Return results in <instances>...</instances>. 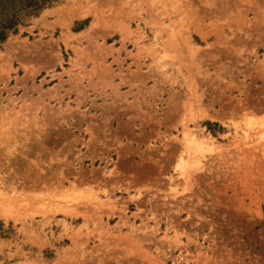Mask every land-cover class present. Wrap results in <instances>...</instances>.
<instances>
[{
  "label": "rangeland",
  "instance_id": "obj_1",
  "mask_svg": "<svg viewBox=\"0 0 264 264\" xmlns=\"http://www.w3.org/2000/svg\"><path fill=\"white\" fill-rule=\"evenodd\" d=\"M0 264H264V0L25 15L0 43Z\"/></svg>",
  "mask_w": 264,
  "mask_h": 264
},
{
  "label": "trees",
  "instance_id": "obj_2",
  "mask_svg": "<svg viewBox=\"0 0 264 264\" xmlns=\"http://www.w3.org/2000/svg\"><path fill=\"white\" fill-rule=\"evenodd\" d=\"M55 0H0V43L15 31L25 15L38 11Z\"/></svg>",
  "mask_w": 264,
  "mask_h": 264
},
{
  "label": "bare ground",
  "instance_id": "obj_3",
  "mask_svg": "<svg viewBox=\"0 0 264 264\" xmlns=\"http://www.w3.org/2000/svg\"><path fill=\"white\" fill-rule=\"evenodd\" d=\"M77 9V8H76ZM77 14H78V11H77ZM81 14V13H80ZM82 16V15H81ZM187 141H188V143H187V145L190 147V145L193 143V144H195V146H196V143H198L197 141H200V140H198L197 139V136H196V134H194V133H192V132H190L189 134H187ZM201 143H202V141H200ZM198 145H200V143L198 144ZM192 147H193V145H192Z\"/></svg>",
  "mask_w": 264,
  "mask_h": 264
}]
</instances>
